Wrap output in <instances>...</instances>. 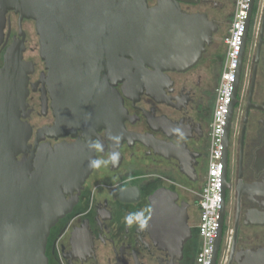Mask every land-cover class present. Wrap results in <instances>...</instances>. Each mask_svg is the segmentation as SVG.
<instances>
[{"label":"flooded vegetation","instance_id":"obj_1","mask_svg":"<svg viewBox=\"0 0 264 264\" xmlns=\"http://www.w3.org/2000/svg\"><path fill=\"white\" fill-rule=\"evenodd\" d=\"M160 1L147 0V6L153 9ZM172 1L184 14L204 15L212 25L211 41L198 62L185 72L158 73L149 66L135 68L133 58L125 59L120 69L133 81H116L113 89L118 97L111 103L115 105L102 99L92 109L85 131L64 134L48 132L58 118L52 108V80L41 55V38L40 66L26 56L24 24L32 20L20 22L13 11L0 20V70L6 53L16 44L24 47L22 61L33 68L26 108L21 111L32 129L30 152L40 149L55 154L61 148L80 147L79 162L60 189L67 211L46 238L48 264H197L203 246L197 231L199 193L209 168L216 92L225 60L222 47L237 0ZM107 47L96 41L90 49L107 57ZM246 59L249 66L241 92ZM240 62L236 104L224 139V212L216 264H264V0H252ZM164 145L169 150L166 156L159 153ZM114 153L118 156L115 164L110 162ZM62 156L71 160V155ZM100 157L109 161L108 172L91 187L97 167H91L90 161ZM159 190L174 193L178 212L186 210L191 234L180 251L161 247L152 237L150 199ZM140 212L146 226L141 230L134 219L128 227L125 217Z\"/></svg>","mask_w":264,"mask_h":264},{"label":"water","instance_id":"obj_2","mask_svg":"<svg viewBox=\"0 0 264 264\" xmlns=\"http://www.w3.org/2000/svg\"><path fill=\"white\" fill-rule=\"evenodd\" d=\"M9 11L18 14L20 22L34 21L41 38V55L52 80V108L58 118L50 134L85 131L92 109L102 99L115 105L111 103L118 95L113 85L131 76L120 69L125 59L133 58L135 68L149 66L158 73L185 72L201 58L212 34L206 16L184 14L172 0H161L153 9L147 0H0L1 21ZM96 41L108 46L107 57L91 51ZM23 50L18 44L9 49L0 70V264H48L46 238L67 211L60 189L79 162L80 147L61 148L55 154L40 149L30 152L32 129L21 111L26 108L33 68L22 61ZM243 53L244 41L241 58ZM240 75L241 62L227 126ZM162 148L159 153L166 156L169 150L165 145ZM63 154L71 155V160ZM175 199L170 191H157L150 199L149 225L157 244L180 251L191 229L186 210L178 212ZM221 228L212 264L218 258Z\"/></svg>","mask_w":264,"mask_h":264},{"label":"built area","instance_id":"obj_3","mask_svg":"<svg viewBox=\"0 0 264 264\" xmlns=\"http://www.w3.org/2000/svg\"><path fill=\"white\" fill-rule=\"evenodd\" d=\"M250 7L251 0H237L234 19L225 42L226 54L223 73L216 92V105L211 129L209 168L205 184L199 193V224L197 231L203 246L196 258L197 264H212L221 226L224 139Z\"/></svg>","mask_w":264,"mask_h":264},{"label":"rangeland","instance_id":"obj_4","mask_svg":"<svg viewBox=\"0 0 264 264\" xmlns=\"http://www.w3.org/2000/svg\"><path fill=\"white\" fill-rule=\"evenodd\" d=\"M13 28L15 31H17V29H18L17 20L14 21ZM24 29L28 35V48H29L26 56L29 59H34L35 61L39 62V66H40V46H39L40 40H39V36L36 32L34 22L30 21V22L25 23ZM222 48H223L224 54H226V45H224ZM248 66H249L248 61L246 59L245 64H244V69H243L244 71H243L242 81H241V92L244 91V85L246 83V74H247L246 72L248 71ZM234 128H235V120L233 122V130H234ZM124 153H126L125 150H124ZM234 153L235 152L233 151V149H231V159H233ZM99 160L107 161L104 157H100ZM107 172H108V164H101L99 167H97L95 174L93 175L92 180L90 181L91 187H93L98 182H100L101 177L103 175H105ZM232 205H233V201L231 203L230 208H232Z\"/></svg>","mask_w":264,"mask_h":264},{"label":"clouds","instance_id":"obj_5","mask_svg":"<svg viewBox=\"0 0 264 264\" xmlns=\"http://www.w3.org/2000/svg\"><path fill=\"white\" fill-rule=\"evenodd\" d=\"M92 147L95 148H99L100 146L98 144H94L92 145ZM118 160V156L117 154H112V156L110 157V162L115 164ZM109 161H102V160H91L90 161V166L91 167H99L101 164H107ZM143 213H134V214H129L128 216L125 217V223L127 224L128 227H131L134 219L136 221H139V227L142 230L146 224H147V220L142 219Z\"/></svg>","mask_w":264,"mask_h":264}]
</instances>
